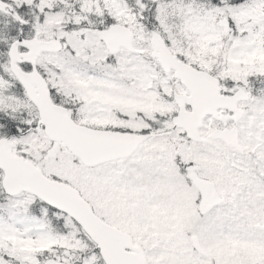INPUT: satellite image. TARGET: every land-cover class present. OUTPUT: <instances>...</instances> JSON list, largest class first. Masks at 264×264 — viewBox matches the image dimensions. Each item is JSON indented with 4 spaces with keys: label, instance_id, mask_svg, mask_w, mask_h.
<instances>
[{
    "label": "snow or ice",
    "instance_id": "6c2138e0",
    "mask_svg": "<svg viewBox=\"0 0 264 264\" xmlns=\"http://www.w3.org/2000/svg\"><path fill=\"white\" fill-rule=\"evenodd\" d=\"M0 264H264V0H0Z\"/></svg>",
    "mask_w": 264,
    "mask_h": 264
}]
</instances>
